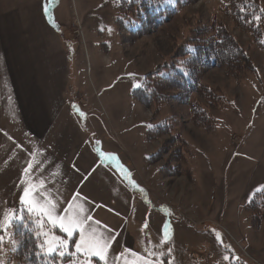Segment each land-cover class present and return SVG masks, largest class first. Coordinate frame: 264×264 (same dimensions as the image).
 Returning <instances> with one entry per match:
<instances>
[{"label":"crops","instance_id":"obj_1","mask_svg":"<svg viewBox=\"0 0 264 264\" xmlns=\"http://www.w3.org/2000/svg\"><path fill=\"white\" fill-rule=\"evenodd\" d=\"M39 1L0 0V198L6 187L12 192L6 202L0 200V224L6 214L10 221L19 208L28 210L30 201L51 200L60 214L71 203L83 205L86 214L100 222L96 227L114 237L109 264H183L188 248H192L188 261L195 262L200 256L193 248L220 244L212 227L225 230L234 242H244L264 264V218L258 229L252 227L256 235L251 240L246 237L249 217L244 211L252 196L264 191V126L247 133L251 140L255 137L248 148L231 146L219 160H209L199 151L198 175L192 169V178L176 177L184 179L187 186L180 188L188 189L189 197L171 192L184 212L165 199L164 186L172 183L171 177L138 178L158 190L155 201L147 202L145 192L118 175L116 163L100 157L102 152L116 156L118 144L110 138L114 129L97 124L88 134L70 113H64L58 96L48 91L50 81L38 62L44 26L37 31L35 25L45 23L48 11ZM50 23H54L51 18ZM53 39L59 41L55 35ZM235 117H230L233 127ZM57 230L65 236L59 228L43 226L44 233Z\"/></svg>","mask_w":264,"mask_h":264},{"label":"rangeland","instance_id":"obj_2","mask_svg":"<svg viewBox=\"0 0 264 264\" xmlns=\"http://www.w3.org/2000/svg\"><path fill=\"white\" fill-rule=\"evenodd\" d=\"M130 1L123 0L125 8L131 4ZM256 1L264 14V0ZM39 2H43L48 9L45 23L35 24L37 29L39 28L37 31L44 26L39 40L38 62L41 60L43 63L42 75L46 72L45 79L50 81L48 91L52 96H58L64 113H70L80 124L79 127L88 134H91L89 131L94 127H98L97 124L114 129L115 133L110 132V138L118 144L120 150L116 149V156L110 154L115 159L104 152L100 157L103 161L110 159L116 163L118 175L135 189L145 192L147 202L155 201L158 190L152 182L149 184L145 181L148 178H151V181L161 178L163 162L149 167L145 161L166 139L164 136L153 142L146 139L147 132L155 125L170 121L172 131H181L190 147L195 149L197 154L201 151L209 160L221 159V154H224L227 148L233 149L231 146L242 148L245 145L248 148L255 137L251 140L247 133L264 126V51L251 48L253 43L248 32L235 29L233 22L222 14L220 10L225 0H195L181 7L162 27L134 38L128 37L125 28V31H121L117 25L119 17L131 13L124 11L119 15V0ZM129 9L132 11L135 8L131 6ZM50 18L54 23H50ZM214 20L227 26L236 42L247 51L255 69L240 78H234L225 75L224 69L215 67L202 76L205 84L217 89L227 99L226 107L212 112L218 122L217 132H204L202 126L193 125L189 119L191 117L188 107L173 99L163 103L159 112L146 109L137 103L132 97V92L141 86L144 76L166 64L168 66L174 59L177 60V50L187 40L191 28L208 26ZM38 21L42 19L38 17ZM122 26L125 27V24L122 23ZM53 34L59 41L53 39ZM164 68V72H167L166 66ZM235 115L236 126L233 127L230 117ZM209 144L211 148H208ZM197 162V159L193 161L195 174V169H198ZM138 178L145 181L139 183ZM171 182L164 186L167 187L163 191L167 193L165 199L172 201L176 209L184 212V209L178 206L177 199L171 198V192L176 190L177 196L185 192L187 198L188 189L183 191L180 188L186 187L187 184L184 179L174 178ZM195 187L197 188V183ZM193 193L197 195V191ZM11 195L10 187H6L0 200L6 202ZM185 213L190 217L189 213ZM12 220L13 215L10 221ZM246 222V237L252 240L255 232L250 221ZM212 231L220 234V247L217 245L193 248L197 257L200 256L195 262L188 261V253L192 249L188 248L187 253L185 251V260L182 259L183 264H260L250 249L245 248L244 242L232 241L222 228L212 227ZM52 236L58 235L49 233L47 237L44 236V240H50ZM0 237V264H8L18 248L11 223L6 224L4 220L3 224H0ZM226 255L228 260L223 259ZM93 264H96L95 261Z\"/></svg>","mask_w":264,"mask_h":264},{"label":"trees","instance_id":"obj_3","mask_svg":"<svg viewBox=\"0 0 264 264\" xmlns=\"http://www.w3.org/2000/svg\"><path fill=\"white\" fill-rule=\"evenodd\" d=\"M130 2L125 8L123 0H119V15L124 11L131 13L119 17L117 25L121 31L125 28L128 37L134 38L162 27L181 7L195 0ZM131 6L135 8L132 11L129 9ZM220 11L233 22L235 29L248 32L253 43L251 48L264 51V14L256 0H225ZM217 22L214 20L208 26L191 28L187 40L177 50L178 59H174L168 66L165 65L167 72H164L163 66L146 74L141 86L132 92L133 99L154 112H159L163 103L173 99L188 107L191 117L189 119L193 125L202 126L204 132H214L217 122L212 112L226 107L227 99L217 89L205 84L202 76L215 67L224 69L225 75L234 78H240L255 70L247 51L240 47L226 25ZM170 125V121H165L147 132L146 139L149 142L163 136L166 139L145 162L148 166L163 162L161 172L165 177L186 176L190 179L197 153L183 138L181 131H172L173 127ZM244 211L248 214L252 227L258 229L264 218V191L255 193L245 205ZM21 216L24 218L23 223L14 219L11 222L18 248L8 264H68L72 259L70 257L61 260L58 256L44 254L40 247L44 241V231L34 222L36 216L25 208H19L15 217ZM55 233L64 237L58 230ZM72 240L74 241V238ZM70 250H74V247H70ZM95 262L99 264L97 260Z\"/></svg>","mask_w":264,"mask_h":264},{"label":"snow or ice","instance_id":"obj_4","mask_svg":"<svg viewBox=\"0 0 264 264\" xmlns=\"http://www.w3.org/2000/svg\"><path fill=\"white\" fill-rule=\"evenodd\" d=\"M47 12V8L44 9ZM259 19V17H257ZM139 87V85H134ZM99 143V142H97ZM112 158V157H110ZM28 191L25 190V196ZM74 200L76 197L73 198ZM23 202V197H22ZM28 211L36 216L34 221L38 227L43 228L47 223L51 229L59 228L65 233L64 237L52 236V238L45 239L40 247L42 251L48 256H58L63 260L65 257H70L68 264H93L92 258L95 257L97 261H102L103 264H109L108 253L111 247L113 236L101 232L96 225L99 221H94L90 215H87V209L83 205L69 204L68 208L62 209V214L57 211V204L51 200H45L43 204L39 200L29 202ZM13 219L17 222L23 223V217H15ZM5 221L8 220V215H5ZM147 227V225H145ZM47 237L49 233H44ZM73 236H77L76 240H72ZM217 239H220V234L217 233ZM2 240V237H0ZM74 247V250H70ZM130 251V250H129ZM136 255L135 253H132ZM228 260V256L223 257ZM149 264V262H145Z\"/></svg>","mask_w":264,"mask_h":264}]
</instances>
